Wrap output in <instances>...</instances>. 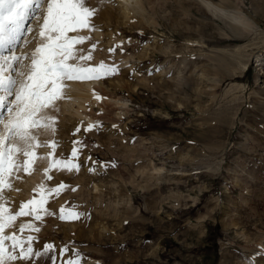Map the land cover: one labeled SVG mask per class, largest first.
I'll return each mask as SVG.
<instances>
[{
    "label": "rangeland",
    "instance_id": "obj_1",
    "mask_svg": "<svg viewBox=\"0 0 264 264\" xmlns=\"http://www.w3.org/2000/svg\"><path fill=\"white\" fill-rule=\"evenodd\" d=\"M199 1L142 0L155 26L138 18L130 24L114 0L92 5L95 17L112 11L110 29L123 42L108 44L103 34L76 48L87 55L98 42L85 63L103 61L118 71L91 82L100 99L81 108L90 121L63 110L61 99L47 110L54 126L37 133L31 174L19 173L39 172L40 188H31L39 194L23 202L44 203L36 205L39 219L14 222L40 231L16 235L52 243L56 264L77 253L89 264L264 263V0H210L223 9L222 18ZM233 14L249 26L234 23ZM116 45L123 51L110 53ZM89 124L97 127L85 132ZM61 158L79 170H60L54 161ZM152 165L162 172L151 173ZM61 182L64 190L49 191ZM61 208L80 218L59 219ZM23 263L51 264V254Z\"/></svg>",
    "mask_w": 264,
    "mask_h": 264
},
{
    "label": "snow or ice",
    "instance_id": "obj_2",
    "mask_svg": "<svg viewBox=\"0 0 264 264\" xmlns=\"http://www.w3.org/2000/svg\"><path fill=\"white\" fill-rule=\"evenodd\" d=\"M96 12L97 9L87 6V0H0V264L31 262L33 257L43 258L49 254L51 264H56V247L52 243L45 244L43 251H39L33 248L36 237L22 238L15 231L12 235L5 234V228H16L17 217L35 214L39 219L36 205L44 203L43 199L39 202L30 199L21 202L18 211H10L5 207L6 189L13 190V181L21 179V171L31 174L38 158L32 151L37 147V133L54 126L55 118L48 116L47 110L64 98L65 82L100 79L102 75L106 77L118 71L103 61L95 67L85 63L92 59L91 53L98 42L91 45L87 55L76 48L91 39L90 35H80L82 30L89 33L97 30L93 23ZM33 43L35 47L30 51L21 50ZM116 48L123 51L121 45L108 51L115 52ZM95 127L97 125L89 124L84 131ZM79 132L77 127L73 134ZM73 143L83 146L82 141ZM56 146L54 143L53 148ZM78 155L77 148L73 147L72 159ZM54 163L62 166L60 170L78 171L80 167L78 163L65 160ZM66 187L61 182L49 191L59 193ZM80 215L72 209L65 213L61 208L59 219L75 220ZM26 229L40 231L31 223L18 227L21 233ZM6 241H11L7 247ZM68 250L66 245L62 246L60 256ZM81 260L77 253L63 264H81Z\"/></svg>",
    "mask_w": 264,
    "mask_h": 264
},
{
    "label": "bare ground",
    "instance_id": "obj_3",
    "mask_svg": "<svg viewBox=\"0 0 264 264\" xmlns=\"http://www.w3.org/2000/svg\"><path fill=\"white\" fill-rule=\"evenodd\" d=\"M114 1L121 4V8H122L121 9L122 10L121 13L124 14V16L126 18L127 17H131L132 18L131 20L128 21L130 24L133 23L134 21H136L134 19L138 18L137 23L144 22L146 25L155 26L156 22L151 20L150 17H147L146 11L144 10L143 4H142V0H114ZM199 2H201L203 4V6L207 9V11L210 12L211 15L214 16V17L222 18L221 14L225 13L222 8H220L219 6H217L216 4H214L210 0H201ZM95 3H98V0H90L89 1V4H91L90 7L93 8L92 5L95 4ZM112 15H113L112 11L109 8H105L100 13L99 16L95 17L96 20H98V22L96 23V21L93 20V23L96 25L97 30L91 32V34H89V35L100 39L101 36L103 34H105V35L108 36L107 40L105 41L108 44L109 43H114V42L116 44H118V43L123 42L122 40H120V37L117 34L118 31H116V30L112 31V29H110L111 28L110 27V23H112ZM230 18H231V20L234 21V23L236 22V23H239V25L241 24L243 26H249V22L240 14L230 15ZM100 24L103 25V26L101 25L103 28H100V26H99ZM80 33H86L87 34L89 32L85 29V30H82ZM34 47H35V43L30 44V45H28L27 48H24V49H21V50L30 51ZM115 54L118 55V53H115ZM126 59H125V61H126ZM257 60H258L257 65L260 66L262 63L259 62L260 59H257ZM246 65H247L246 63H242L241 64L240 67H241V71L242 72L246 70ZM181 69H182V67L177 70V71H179L178 74L182 73ZM162 72H163V70L160 71V73H162ZM238 72H240V71L239 70L238 71H234L235 74H237ZM257 73H259V72H257ZM93 80L94 79H88V80H83V81H76V80L67 81V88H66L67 93L65 94V98L61 99V101H60V105H62L63 110H69V108H72L71 111H70V114L72 113V114H75V115L79 114L80 116H85L87 118V120L90 121V117L88 115H85L81 108L86 109V103L85 102H88L89 105L95 104L96 103V97L100 95L99 94L100 93L99 90L97 88H94V85L93 86L91 85V82L93 84ZM114 101H115L116 104H119V105L123 104L118 99H113V102ZM66 158L69 159L71 157L69 155ZM60 160H63V158H61ZM56 168H57V166H55L54 169L56 170ZM83 169L87 170L85 168H83ZM162 170H163V167H161V166L152 165V167H151V173H153V174H159V173L162 172ZM39 178H40L39 177V172L35 171L33 173V175H30V176L23 175V176H21V182L20 183H18L17 180L14 181L15 185L16 184L18 185L19 191L15 190L17 188H13V190H7L6 189V198L11 201V203L13 204L12 207L14 209H19L21 202L24 201L25 197L28 194H34L35 196L37 194H39L38 191L34 192L33 190H31V188H34V187L35 188H40L38 183H37ZM94 189H98V187L95 185ZM5 205H8L7 202H5ZM224 205H222V207H224V209H226L227 205L226 204H224ZM228 207H229V205H228ZM17 218H18L19 222H24L25 221V217H23V216L22 217H17ZM19 225L20 224H17L15 229H13V228H5V234H7V235H9L8 233H12L13 234V232L15 231V234H17V235H22V236L27 235L28 233H27L26 230L23 233L18 231ZM67 225L70 226L69 224H67ZM65 226H63L62 228H64ZM68 228L69 227H65L64 229H68ZM101 229L104 230L105 226H103ZM65 232H68V231L65 230ZM33 235H37V234H33ZM58 236H59V233L56 234V237H58ZM64 236L66 238H68L69 234L68 233H64ZM37 239H40V241H38ZM42 242H43V240H42L41 236L37 235L36 239L33 241V244H35V246H36V250L43 251L42 248H43L44 244H46V243H42ZM90 262H91L90 260L89 261H84V263H81V264H89ZM21 264H24V263L21 262Z\"/></svg>",
    "mask_w": 264,
    "mask_h": 264
}]
</instances>
